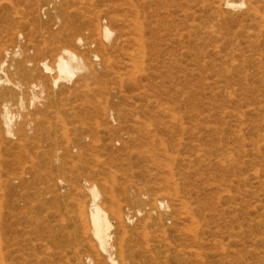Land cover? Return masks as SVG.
Instances as JSON below:
<instances>
[{
    "label": "rangeland",
    "instance_id": "obj_1",
    "mask_svg": "<svg viewBox=\"0 0 264 264\" xmlns=\"http://www.w3.org/2000/svg\"><path fill=\"white\" fill-rule=\"evenodd\" d=\"M117 1L101 8H116L109 41L120 45H91L86 89H76L77 76L55 88L41 77L34 103L26 90L9 97L12 131H24L18 143L6 138L0 120V195L11 181L12 196L41 199L38 218L66 220L83 196L75 185L114 178L133 218L127 263L162 264L167 243L190 247L195 231L199 255L178 264H264V0L234 9L221 0ZM161 197L170 210L157 220Z\"/></svg>",
    "mask_w": 264,
    "mask_h": 264
},
{
    "label": "bare ground",
    "instance_id": "obj_2",
    "mask_svg": "<svg viewBox=\"0 0 264 264\" xmlns=\"http://www.w3.org/2000/svg\"><path fill=\"white\" fill-rule=\"evenodd\" d=\"M104 1L0 0V120L6 138H16L17 141L18 136L24 131L22 125L17 126L16 132L12 131L11 124L15 115L10 109L9 97L20 96L22 90H26L27 93H31L30 99L34 103L38 97L35 91L43 92L45 87L41 77L50 80V86L55 88L59 82L70 81L77 76L76 89H86L89 85L90 73L94 70L91 58L96 57L92 53L94 51L90 48L91 45L96 44L95 51L98 52L118 46V40L114 41L116 42L114 44L109 41L115 34L109 25L116 22V8L115 15L112 10L111 16L110 13L107 16L106 11L101 8ZM220 2L223 7L231 9L244 5L243 0ZM112 6L115 7L114 4ZM134 6L136 8L138 5ZM109 8L107 10L112 7ZM130 8L133 16L134 7ZM141 15L143 16V13ZM142 16L140 18L138 15L139 19H142ZM116 17L118 20L120 16ZM139 19L137 21L141 22L142 20ZM105 21H108V24ZM139 26L136 25L138 31L142 27ZM117 36L118 33L115 39L118 38ZM30 51L36 53V56L38 53L42 58L39 61L29 59ZM48 59L53 61V67L49 65ZM40 68L42 71L40 77H37V80H28L35 78ZM7 74L16 76V80L10 82L6 78ZM53 74L55 75L51 76ZM18 78H21L20 81ZM21 80L24 82L22 83ZM3 83H10L11 87L2 88ZM154 156L151 154V158H155ZM108 179L104 183L99 181L100 184L83 179L75 185L76 191L83 196L82 198L79 196V199L75 197V201H73L75 198H72L74 204L72 206H75V209L72 208L73 215L70 213L66 220L57 216L56 219L48 212L43 213V220L38 218L35 212L45 207L40 203L41 199L29 200L20 195L14 197L12 182H4L6 195H0V264H129L125 261L123 252L126 248L127 234L134 229L130 226L133 218L128 211L122 212L120 199L114 193L115 179L111 181ZM62 181L59 179L57 184L63 186ZM125 190L123 191L126 193ZM53 200L56 202L59 197L56 196ZM142 201L139 197L133 200L137 206L135 212L139 215H142V210L138 208ZM154 204L155 211H157L156 207L161 210V213H157L156 219L161 220L170 207L162 197L156 199ZM55 213L58 214L59 211ZM147 215L145 218L150 220V216ZM49 218H53L52 221ZM192 234L190 247L188 243L186 244L188 247L167 243L162 264H170L171 261L178 264L198 256L200 239L195 231Z\"/></svg>",
    "mask_w": 264,
    "mask_h": 264
}]
</instances>
